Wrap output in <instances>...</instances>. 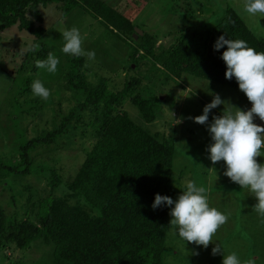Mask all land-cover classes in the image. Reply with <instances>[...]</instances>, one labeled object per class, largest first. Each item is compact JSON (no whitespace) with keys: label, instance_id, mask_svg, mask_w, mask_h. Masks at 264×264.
<instances>
[{"label":"trees","instance_id":"trees-1","mask_svg":"<svg viewBox=\"0 0 264 264\" xmlns=\"http://www.w3.org/2000/svg\"><path fill=\"white\" fill-rule=\"evenodd\" d=\"M177 1L172 0L169 11L160 15L159 22L173 14L174 23L182 25L177 39L166 44L167 36L150 33L146 26L135 40L133 28L142 26V21L138 14L126 16L120 5L101 0H0V32L15 28L31 35V44L39 45L36 52L27 51L28 46L16 50L11 59V79L17 75L18 91L25 86L11 99L14 104L4 107L11 109L12 123L0 124V140L2 135L10 139L12 134L11 145L0 149L1 264L40 260L42 264H183L171 262L175 255L188 256L179 245L189 243L170 234V207L152 208L156 194L171 197L176 187L172 139L146 127L152 128L159 118L166 95L144 98L141 93L150 85L137 69L150 64L155 68V74L147 78L151 84L159 74L166 83H177L186 75L240 91L234 77L225 78L227 69L221 56L227 46L217 51L214 44L224 35L264 52V40L228 4L217 25L203 30L205 22L200 17L210 14L205 6L187 3L181 7ZM52 4H57L63 17L85 6V12L107 34L131 49L128 65L114 75L124 77L119 89L107 85L105 66L50 47L60 34L42 27L40 8ZM49 52L60 61L55 73L35 66ZM33 75H40L36 80L49 91L55 85L57 92L53 88L47 100L34 96ZM127 103L136 109L137 119L135 110L125 109ZM39 117L44 125L33 126ZM24 122L32 127L25 128ZM77 149L81 162L72 175L63 177L58 166L65 152ZM43 182L47 189L41 191ZM253 206L246 197L240 201V211L227 206L229 221L251 213L248 225L254 234L255 224L262 219L252 211ZM244 230V242L251 247L247 252L257 259L256 254L264 249V231L252 237ZM14 249L41 250L42 255L34 261H13L7 253Z\"/></svg>","mask_w":264,"mask_h":264},{"label":"rangeland","instance_id":"rangeland-1","mask_svg":"<svg viewBox=\"0 0 264 264\" xmlns=\"http://www.w3.org/2000/svg\"><path fill=\"white\" fill-rule=\"evenodd\" d=\"M101 1L112 6L120 5V8H125L126 16H133V14L136 16V14H138L137 16L138 19H141L142 26L138 28L136 25L135 27L142 31L146 26L147 31L150 30V33L153 32L156 35L167 36L166 38L168 39L165 40L166 44L170 40H172V42L173 40H176L179 35L177 32L182 25L178 22L174 23L173 14L164 16L166 18L159 22L160 15L163 16L165 11H169L170 6L172 5V0ZM179 1H181V7H186L187 3H190L192 7H200L201 4L205 6L208 12H210L208 16L201 15L200 17L202 22H205L202 26L203 30H208L209 28L217 25L216 23H218L221 19L223 10L226 7L225 4H228L237 11L253 33L258 38H262L264 40V18L259 15L253 17L244 13V0H198V2L195 0H178V4ZM174 3L175 2L173 1V4ZM85 8V6L83 9L75 8L67 16L63 17L58 10L57 4L48 5L46 8L41 7L40 11L43 15L42 27L45 29H54L55 32H59L60 36H56L55 40L50 43V47L54 50H62L60 47H63L64 45V43L61 42L63 41L62 32L64 30H69L73 27L77 28L81 34L82 47L86 51H94L96 54L95 60L91 62L105 66L103 74L108 76L107 85L110 89L117 90L121 87L120 84H123L124 77L122 75L117 77L114 75H116V72L120 68L128 65L127 57L130 56L131 49H129L125 43L116 39L115 36L107 34L100 24L93 20L85 12ZM206 9L204 11H207ZM190 24L191 23H189V25ZM31 37L32 36L28 33L17 32L15 28L0 32L1 126L3 123H12L9 120V112L11 109L8 110L6 109L7 107H4L14 104V101H11V99L20 90L24 89L25 86V84L24 86H19V89L21 87L22 88L18 91V84L14 81L15 78H17V75H14L11 79V73H14L13 71L10 73L14 67L11 59L14 58L13 54L16 50L22 51L25 46L31 44L33 40ZM158 44L159 42L157 45ZM146 65H148V63ZM137 70L138 71L136 73H139L138 75L142 74L146 78L145 82L150 85V89L144 88L141 93L144 98L147 99L149 97L152 98L159 96L161 99L162 95L160 94L166 95V98L161 100V108L158 113L159 118L157 117L158 119L155 123H153L152 128L150 125L146 127L149 130L152 129L153 131L157 129L156 131L166 134L167 137L170 136L171 138L168 137V139H172L174 144L175 157L173 174L175 177L176 187L172 189L171 198L175 201L181 192L185 190L184 186L186 181L192 180L195 181L198 186H204L206 188V194L208 196L210 207H215L217 210L226 215H228V212H226L227 206L231 208L234 207L236 211H240V201L243 197L252 200L255 205L257 203L256 198L252 196L247 189H242L241 186L224 176L223 173L226 170L224 162L220 161L213 165L209 159L210 153L207 151L208 146L213 143L208 131V126L212 123L213 116H221L224 109L232 112H235L237 110L236 108L244 111L249 110L252 105L248 101L246 95L236 89L195 79L186 75H182L181 79L177 83L172 81H167L166 83L164 82L163 77H160L161 74H159L157 75L158 80L151 84L147 81V78L148 76L151 78L155 74V68L153 67L152 69L150 64L148 66H142ZM39 76L33 75L31 76V80L36 81ZM52 80L53 79H51V82ZM19 81L21 83L23 82L22 80H18V83ZM55 87L56 86L53 85L50 91L54 88V93H56L57 87ZM215 95H219L221 100L224 101V104H221L217 108L211 110L207 124L201 125L195 123L193 119L189 118L202 115L204 107L211 103ZM129 107L136 111L132 105L127 103L125 105V109L128 110ZM130 112L134 113L133 111ZM135 118L137 119V111ZM14 120L15 119H13V123L15 122ZM41 120V117L37 118L32 125H40V123L44 125V120L42 122ZM254 122L264 126V122L260 121L258 117L255 118ZM27 125L31 126L28 122H24L22 126H25L26 128ZM2 136V140H0V149L4 150L11 145L12 134L9 136L10 139H7V136ZM257 161L258 163L264 164V156L257 157ZM79 162H81L79 149L65 152V158L58 166L61 175L63 177L72 175L74 169L78 167ZM213 168L216 171L211 170ZM40 187L41 191L47 189L45 182H43ZM238 192L243 196L241 197ZM256 215L257 217H260L258 214ZM251 218L252 214L248 212H246L244 216L237 221L233 220L230 222L228 218L227 222L213 236V243H210L207 249L203 248V246H197L192 243L187 245L181 244L179 245L180 250L183 251V253L186 252L185 254L189 257L186 255L184 257L175 255V258H172L173 260H171V262L190 264V261H192V264H222V253L215 256L212 255V248L215 247V244H219L225 255L235 252L242 264L248 259H254V261H257V264H264V249L262 252L256 254L257 259H255L253 257L256 256H252L251 253L247 252L251 248L250 243L244 242L245 238H243V229H245L244 232L252 234V229L249 228L248 225ZM171 219L172 217L168 215V222H170ZM261 219L262 221L255 224L254 234L256 236L264 231V218ZM236 232H239L241 237H238ZM172 233V230H170V234ZM254 234H252V237H254ZM173 250L177 252L175 248H173ZM195 253H198V255ZM7 254H10L13 261H21L25 259L34 261L32 259L40 257L42 255V251H19L14 249L12 252ZM34 263L42 264L41 260L34 261L31 264ZM26 264L30 263L26 262Z\"/></svg>","mask_w":264,"mask_h":264},{"label":"clouds","instance_id":"clouds-1","mask_svg":"<svg viewBox=\"0 0 264 264\" xmlns=\"http://www.w3.org/2000/svg\"><path fill=\"white\" fill-rule=\"evenodd\" d=\"M243 12L249 16L264 18V0H244ZM64 45L62 52L75 57H85L87 61L95 60L94 51H86L82 47L80 31L73 27L62 32ZM221 59L226 64L225 78L233 77L238 83L239 90L243 92L251 108L247 111L235 112L223 110L221 116H213L212 123L208 126L211 143L207 151L212 164L223 161L226 165L224 176L232 182L247 189L254 196L257 203L253 206V212L264 218V164L258 163L257 157L264 156V126L254 122L258 117L264 122V52H257L249 47L244 40L225 39L221 35L214 44L215 50L224 46ZM38 44H29L27 51L36 52ZM59 59L49 52L45 60H36L38 69L55 73ZM86 67L90 66L88 64ZM32 93L41 99L47 100L50 91L40 80L31 85ZM224 104L219 95H215L211 103L203 109V114L189 117L195 123L205 125L208 123L209 113L212 109ZM216 171L214 168L211 169ZM185 190L174 201L169 196L155 195L152 208L170 207V229L174 235L197 246L207 249L213 236L227 222L228 216L215 207H210L207 190L204 186H198L195 181L188 180ZM174 205V207H173ZM223 254L222 264H242L235 252L224 254L222 247L215 244L212 255ZM198 255V253H195ZM243 264H255L254 259H248Z\"/></svg>","mask_w":264,"mask_h":264},{"label":"water","instance_id":"water-1","mask_svg":"<svg viewBox=\"0 0 264 264\" xmlns=\"http://www.w3.org/2000/svg\"><path fill=\"white\" fill-rule=\"evenodd\" d=\"M133 30H134V32H133V38L135 40H137L139 36H142L143 35V32L141 30H139L137 27H134ZM132 68H133V65H132Z\"/></svg>","mask_w":264,"mask_h":264}]
</instances>
